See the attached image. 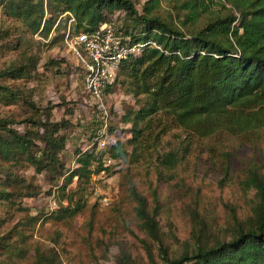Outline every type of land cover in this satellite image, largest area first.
Here are the masks:
<instances>
[{"label":"trees","instance_id":"1","mask_svg":"<svg viewBox=\"0 0 264 264\" xmlns=\"http://www.w3.org/2000/svg\"><path fill=\"white\" fill-rule=\"evenodd\" d=\"M162 3L172 4L175 18L161 16ZM215 3L220 9L212 12ZM0 14L7 16L5 22H16L17 31L32 37L37 34L49 40L50 46L65 43L74 19V35L90 34L109 23L127 41L155 42L162 48L147 47L119 71L117 84L135 101L121 118L130 125L126 143L117 140L99 148L106 137L104 118L85 126L66 119L55 122L51 115L44 119L32 115L23 122L27 124L24 133L13 127L15 121L0 119V160L10 166L25 164L44 174L59 187L67 203L49 219L73 220L84 211L91 178L105 169L106 158L119 163L128 156L137 163L173 129L208 138L223 133L248 135L264 128V0H147L142 11L133 0H0ZM1 21L0 43L13 37V29ZM22 43L20 37L15 46L22 48ZM38 61L30 56L29 64L0 70V105H16L22 99L21 92L5 81L31 79ZM47 64L56 74L67 67L65 60ZM24 101L39 111L32 102ZM77 128L83 134L77 133ZM75 132L77 141L86 137L92 145L82 149L76 144V167L72 169L66 166L63 155L69 135ZM125 146L132 148L130 154ZM181 160L179 152L171 149L159 152L154 164L157 171H171ZM248 178L249 188L257 191L254 216L244 222L236 220L225 238L200 221L199 228L193 230L192 243L178 256L163 251V264H264V177L254 171ZM7 179L17 181L11 176ZM75 181L76 187L70 190ZM131 195L142 228L163 244L156 208L149 209L147 199L135 186ZM13 197L0 194V199L7 201ZM38 220L31 218L30 223ZM8 237L0 239V253L4 245L7 247L4 240Z\"/></svg>","mask_w":264,"mask_h":264},{"label":"rangeland","instance_id":"2","mask_svg":"<svg viewBox=\"0 0 264 264\" xmlns=\"http://www.w3.org/2000/svg\"><path fill=\"white\" fill-rule=\"evenodd\" d=\"M133 1L142 11L147 0ZM171 7L162 3L161 16L175 18ZM219 9L217 3L211 6L212 12ZM7 19L0 14L1 23L13 29V37L0 43V70L26 64L30 56L39 61L31 79L5 81L21 92L22 99L16 105H0V119L15 121L13 127L24 133L27 124L23 122L32 115L38 119L51 115L55 122L66 119L85 126L104 118L106 137L99 148L117 140L126 143L130 125L121 118L135 104L133 96L118 83L98 102L86 91L82 67L65 43L50 46L49 40L37 34L32 37L17 31L16 22ZM20 37L23 47L17 48ZM50 60H65L67 67L56 74L47 64ZM76 132L69 135L63 155L72 169L76 144L82 149L92 145L86 137L77 141ZM152 146L137 163L128 156L111 164L106 158L105 169L91 178L84 211L62 222L49 219L61 205H67L59 187L28 165L10 166L0 160V194L15 196L11 201L0 199V239L11 236L4 240L7 247L1 250L0 264H163V251L178 256L192 243L200 221L225 238L236 220L244 222L254 216L257 191L249 188L247 180L254 171L264 177V128L248 135L223 133L208 138L173 129L161 145ZM125 147L130 154L132 148ZM171 149L179 152L181 163L171 171H157L156 156ZM8 176L17 181L9 182ZM132 186L147 199L151 211L156 208L163 244L142 228ZM75 187L76 181L69 189ZM34 217H39L37 224L30 223Z\"/></svg>","mask_w":264,"mask_h":264},{"label":"built area","instance_id":"3","mask_svg":"<svg viewBox=\"0 0 264 264\" xmlns=\"http://www.w3.org/2000/svg\"><path fill=\"white\" fill-rule=\"evenodd\" d=\"M65 37V44L85 74L86 91L98 102H103L105 90L118 82L122 65L132 57L141 55L149 47L162 50L155 42L134 43L116 33L112 24H103L96 31L87 34H72L71 23ZM108 163H113L112 159Z\"/></svg>","mask_w":264,"mask_h":264}]
</instances>
